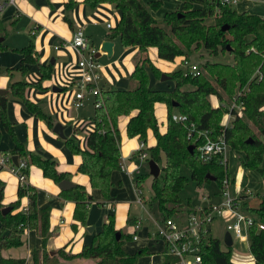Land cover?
Listing matches in <instances>:
<instances>
[{
  "label": "trees",
  "instance_id": "1",
  "mask_svg": "<svg viewBox=\"0 0 264 264\" xmlns=\"http://www.w3.org/2000/svg\"><path fill=\"white\" fill-rule=\"evenodd\" d=\"M162 2V0L148 3L144 0H84V3L93 8L110 4L118 9L120 19L115 27L110 28L108 38L118 39L123 47H137L141 57L138 58L131 73V78L137 82L135 88L121 90L113 85H102L104 105L97 107L94 102L95 114L92 117L94 129L86 138V148L80 147L72 138L66 139V144L73 154L82 158L78 172L88 175L91 186L108 200L112 197L113 173L120 169L123 160L118 128L119 117L130 116L127 134L131 138L138 137L140 141L147 142L148 131L152 130L156 144L148 147L150 159L155 160L164 172L163 177L160 174L159 177L152 178V201L158 205L162 217L166 219L185 210L188 212L192 210L191 201L185 203L181 196V191L189 180L202 186L212 181L207 176L210 174L217 177L216 181L221 187L224 179H230L227 163L223 161L224 155L207 162L199 157L197 147L193 153L190 152V145L198 146L206 141V136L201 134L202 132L207 131L211 139L224 135L230 148L244 152L246 168L258 167L263 159L264 16L221 5L218 0H179L180 9L167 12L161 22L153 12L161 7ZM75 3V0H67L65 7L72 10ZM64 18L70 27H73L70 17L66 15ZM224 26L228 28L223 30ZM2 42L0 46H4ZM151 47L157 48L159 58L170 62L181 58L182 64V61L189 60L195 51L204 48L214 56L230 52L233 63L207 62L203 65L207 73H202L201 70L200 75H193L181 68L174 70L169 73L175 81L174 89L157 90L150 85V71L157 78H161L162 73L147 55ZM20 52L23 56L21 61L23 73L29 64L39 62L42 79L38 82L15 81L6 94L0 95V119L15 142L14 148L5 152L26 161L27 175L30 173V167L36 165L42 169L45 177L59 184L63 180L71 179L72 173L60 171L58 160L28 150L26 144L17 137L8 115L9 94H12L21 99L29 111L46 121L51 128L56 122L38 103L26 96L29 87L44 89L42 83L52 78L54 65L40 63V56L33 40L20 49ZM260 74L262 78L259 80ZM187 84L193 85V88H183ZM217 86L228 91V94L236 91L235 88L248 87L245 93L237 95L246 115L242 118L237 114L233 125H222L220 110L211 106L209 98L211 95H216L222 100ZM157 102H164L168 107L165 132L161 131L155 113ZM174 107L180 114L186 116L184 121L173 119ZM249 139L252 142H248ZM184 166L190 170V178L182 173ZM261 170L264 172V168ZM148 177H151L149 172L136 177V184L140 189ZM2 195L1 191V198ZM24 197L29 199L27 210L20 209ZM38 197L37 187L28 182L26 184L19 182L18 199L8 205L12 210L4 214L2 210L5 206L0 202V264H27L26 258H7L2 254L5 249L21 246L22 235L27 230H37L42 238V246L32 251L34 264H59V257L93 258L95 264H137L139 257L147 253L146 248L135 254L124 250L125 240L133 239V236L125 233L120 240L117 239L115 214L110 212L102 230L94 235L91 244L83 246L81 252L69 254L63 248L58 251V255H51L47 251L48 237L51 233V206L40 208ZM60 197L75 202L74 227L76 228L78 224L86 225L92 201L86 187L76 184L69 190H62ZM246 197V195L239 197L241 204L246 203ZM255 212L264 222V198L262 205ZM134 220L129 218L128 222L132 223ZM56 232L58 229L52 231ZM249 233L253 264H264V230H258L253 226ZM202 255L205 264H235L231 260V249H223L221 240L216 237H211L203 246ZM171 261L172 258L166 256L163 264H170Z\"/></svg>",
  "mask_w": 264,
  "mask_h": 264
},
{
  "label": "rangeland",
  "instance_id": "2",
  "mask_svg": "<svg viewBox=\"0 0 264 264\" xmlns=\"http://www.w3.org/2000/svg\"><path fill=\"white\" fill-rule=\"evenodd\" d=\"M65 0H17L15 4L8 3L7 0H0V38L4 37L3 40L4 46H0V78L4 79L5 77H12L17 80H26L30 82H38L42 79V73L40 69L39 62L29 64L25 73H23L21 61L22 55L20 49L26 47L30 42L33 40L35 46L38 45L45 46L46 50L50 51L51 57L54 56L56 50H54V46L58 45L60 39L55 36L50 39V46H46L48 41L46 37L44 38L43 33L45 27L60 34L58 32V27L60 30H64L65 32H70L71 27L70 24L65 20L64 16L70 17V19L74 23V11L78 12L80 17L84 15L86 21H92L95 18L93 16L94 13L99 11L101 8L96 7L93 8L89 5H85L82 10L81 3L78 0H75L76 3L72 10H69L65 7L64 4ZM146 3L153 1V0H144ZM162 5L159 9L153 12L154 16L161 20L164 18L167 12L176 11L180 9L181 3L179 0H162ZM249 3L248 5H241L237 6L239 11L247 10L251 13L259 14L264 16V0H261L258 4L252 3L255 0H247ZM84 3V0H83ZM104 5V4H103ZM106 10L108 11L106 18H102L103 21L99 26H92L88 25V30L85 31L90 32L92 31L96 36L105 35L107 32H110V29L107 28V23L110 22L113 27H115L120 19V12L116 9L113 5L105 6ZM246 7V8H245ZM84 13H83V12ZM212 20H209V22ZM163 24V23H162ZM41 26V29L39 27ZM56 30V31H55ZM86 30V29H85ZM61 35V34H60ZM63 36V35H61ZM64 37V36H63ZM97 37H93L94 41ZM96 46H99L97 41ZM38 46V47H39ZM52 46V48H51ZM132 47H123L120 41L117 39L116 43V53L113 57H108V55H102L101 62L104 65V70L107 71L108 76L113 80V84L108 83V86L113 85L117 89L125 90V89H133L132 86L136 84L132 81L129 70V64L134 62L139 54V49H131ZM157 49L155 47H151L148 50V54L152 62L157 66L160 67V72L169 73L177 70L183 69L187 71L189 64H198L202 73H207L205 69H203V65L207 62L213 61H222L224 63H233V56L230 52L221 53L218 56L210 55L208 51L204 48H200L199 50L195 51L191 57L189 58L190 63L184 64L181 58H177L174 62L160 60L157 57L156 53ZM122 55V56H121ZM141 57V55L139 56ZM78 58V57H77ZM50 59L47 61H43L42 56L40 58V63L47 64L50 62ZM167 66L171 67L172 70L170 72L166 71ZM106 67V68H105ZM13 72V75L10 74ZM61 70L58 71V73ZM54 73V72H53ZM57 73V74H58ZM104 73V72H103ZM56 73L53 74L55 76ZM16 76H18V79ZM57 77V75H56ZM104 77V76H103ZM51 80L49 79V84L51 85ZM46 81V80H45ZM214 81V80H213ZM44 82V81H43ZM106 82L102 79L100 81L101 86ZM53 84V83H52ZM55 84V83H54ZM216 84V82H215ZM107 85V84H106ZM150 85L152 88L157 90H173L175 87V81L170 79L163 80L161 78H157L151 71H150ZM36 87V86H34ZM218 87V90L222 96V100L218 98L216 95H211L210 103L211 106L217 107L220 110V123L224 126L233 125V121L235 120L237 114L244 118L245 113L243 112L244 109L241 108L242 103L238 101L237 95H241L248 90V87L245 86L243 89L235 88L232 94H228V91L223 89L222 87ZM64 90L57 95L59 96L57 99H50V96L43 95L42 97L37 96L36 94L40 93L37 90L44 91L46 89H35L30 88L27 92V95L31 97L34 96V101L38 103L48 114L53 117V120L56 123H61L66 126L64 131L65 137H58L55 138L59 143H62L63 147H65L68 151L71 150L67 147L66 139L72 138L75 142L82 148L86 145V138L88 134L93 130V121L92 117L95 114V106H94V94L89 93L84 101V106L80 109H75L72 104L70 103V98L74 94L76 87H61ZM183 88H193V85L187 84ZM37 96V97H35ZM11 97V96H10ZM9 97V98H10ZM12 98V97H11ZM10 98V99H11ZM38 98V99H37ZM57 103L58 111L54 110V113H51V105L54 106V103ZM237 111L234 113V111ZM155 113L157 119L159 121L160 129H165L167 126V119H168V107L167 104L164 102H157L155 105ZM173 114H180L176 107L173 108ZM127 118L128 115H122L119 117L118 120V128L121 137V145L120 149L121 152L130 151L134 148L138 143H140L139 139H134L128 136L127 134ZM10 121L12 122L11 118ZM44 121V120H43ZM13 123V122H12ZM14 125V124H13ZM23 125V126H22ZM54 125V126H55ZM45 127L51 128L45 121L44 125L40 123L39 120H35V124L32 126L30 123L29 128L32 129H46ZM15 129V126H14ZM17 129H26L25 124H20L19 128ZM17 137L19 138L18 134L16 133ZM153 132L150 130L147 136V143L150 145L151 140H153ZM1 140V139H0ZM2 143L6 144V146H10L15 144L13 138L9 133L5 134ZM59 143L48 141L45 143H40L39 151L45 153H49L46 155L48 158H53L56 160H60L59 153L57 152L59 147ZM151 146V145H150ZM227 169L230 175V184L228 187L229 192L233 198H237L241 195H246V203L243 204L244 206L241 210L246 214L255 217L258 221L261 220L260 216L255 212L260 206L262 205L263 198H264V172H262V168H264V155L261 163L258 167L255 168H246L244 165L245 154L242 151L234 150L229 147L226 155H225ZM138 160V164L141 165L144 173H148L149 164L146 160H141L140 158L136 157ZM59 162V161H58ZM1 171H8L10 175H14L17 179L14 182H19V177L15 175L9 167L3 168ZM182 173L190 178V170L187 167H182ZM30 174V173H29ZM161 177H163L164 172L161 170ZM29 176V175H28ZM123 179L122 185H114L115 189H118L114 194L112 192V197L116 199L115 206V218L117 226L122 225L123 228L127 227V233L132 236L135 234V227L127 223L128 218H140L144 220V224L147 227H150V216L148 213L152 214L155 218L162 220V214L159 211L158 205L152 201L153 190H152V176L148 177L143 182L142 192L144 203L143 205L137 202V194L134 191L130 182H127L124 178V175L121 172H116L114 175V180L117 184L119 179ZM6 184L4 185L3 190V200H6L9 196L13 193L11 189H13V182H8L4 180ZM39 190V203H43V193L44 198L51 199L53 195L50 194V197H46L48 190L45 188H38ZM113 190V189H112ZM46 193V194H45ZM92 193L94 198H98L105 200L101 193L96 190ZM181 196L185 203L189 200L191 201L192 210L194 208L199 207H206L209 204L220 205L223 202L222 198V188L219 186L218 182L209 181L206 184L200 186L197 182L193 180H189L185 188L181 191ZM25 198V197H24ZM95 199V200H96ZM22 203V201H21ZM28 205V204H27ZM50 206V205H47ZM191 210V211H192ZM108 209L103 207L100 203L95 202L89 208V215H90V222L91 228L100 229L103 223L104 214ZM186 212L183 211L175 216V219L178 223H182V221L186 218ZM112 213V212H111ZM134 222V221H133ZM132 222V223H133ZM234 222V215L230 212L225 213L222 216H219L217 219L214 220L212 223V236L219 238L222 242L223 249H231V260L235 264H253L254 257L250 250V233H245L248 236L247 242L237 241L235 240L234 244L231 246H226L224 244V235L226 232V226L230 223ZM68 225V223H66ZM122 228V229H123ZM120 229V228H119ZM119 229H117L119 231ZM141 237H145L146 232H138ZM90 231H87L85 238L89 239L91 237V242L93 241L94 235H92ZM23 236V235H22ZM52 236V231L49 234L48 239ZM36 238V237H35ZM140 241H134L132 238L126 239L124 242V250L130 254H135L142 248V243L147 242L148 251L146 254L139 257L137 264H159L162 262L163 255H164V244L162 242H158L157 240L153 239L152 242L143 239ZM148 238V236H147ZM38 241H29V246L31 248L32 245H36ZM24 249L27 250L26 246ZM156 254L155 257L152 256Z\"/></svg>",
  "mask_w": 264,
  "mask_h": 264
},
{
  "label": "crops",
  "instance_id": "3",
  "mask_svg": "<svg viewBox=\"0 0 264 264\" xmlns=\"http://www.w3.org/2000/svg\"><path fill=\"white\" fill-rule=\"evenodd\" d=\"M66 1L67 0L64 1V4ZM78 1H80L81 7L83 10V8L85 7L86 4L83 3V0H78ZM260 1L261 0H255L252 3L258 4ZM261 2H264V1H261ZM248 3L249 2L247 0H243L239 6H241V5L247 6ZM105 6H111V5L110 4H104V5L98 6L101 9L93 14V16L95 17L93 19V22L90 20L86 21V19H85L86 17L84 15H82L80 17V15H78V12H76V10H75L74 11V20L75 21H74L73 27H71V31L69 33L65 32L64 30H60V27H58L56 24L55 26L57 27L58 32H60V34L63 35L64 37L61 36L60 34L56 33L57 32L56 30H55L56 32H54V31L45 27V30H47V31H45L43 33V36H44V38L46 37V39L48 41V44H46V46L47 47H48V45L50 46V39H52V37L55 38V36H57L60 39V42L58 45L54 46V50H56V51L54 53V56H52V57H51L50 51L46 50L43 43H42V46H39L37 43L36 49L39 53L40 58L42 56L43 61H47V59H49V58H51L50 59V61H51L53 58H55L54 73H56L57 77L55 75V76H52V78H50V79H52L51 85L49 84V80H46L42 83L44 89H46L44 91L37 90V89H39L38 87H34V86L29 87L26 91V96L29 99H31L33 102H35L33 95L31 97H29L27 95V92L29 91L30 88H35L38 92H40V93L36 94L37 96L39 95V97H42L43 95H48V97L50 96V99H54V100L59 97L57 94L62 92L64 89L61 87H65V86H63V83L60 82V80L58 79L57 73L61 69H65V71H66V69L68 67L74 68V66L76 65V61H77V55H76L75 51L73 50V48L71 46L65 47V46H63V43L71 41L73 38L74 31L78 28H83L84 30L86 29L85 31H87L89 24L92 26H99L103 21L102 18H106V15L108 13V11L105 9L106 8ZM39 29H41V26L39 27ZM109 33L110 32H107L105 35L100 34L99 36H96L92 31H90V32H88L87 35L90 37L93 44L96 45L95 41H97L99 43V46H102V43L104 41L110 40L108 38ZM93 37H97L95 41H94ZM111 41L114 42V46H113V56H114L116 53L117 39L111 40ZM56 47H58V48H56ZM129 47H132L135 50L138 49L137 47H134V46H129ZM51 48H52V46H51ZM126 48H128V47H126ZM100 52H101V56L99 57L100 59H101L102 55H107V52H104V51H100ZM156 53H157L158 59L163 60V59L159 58L158 50L156 51ZM140 54L141 53L139 52L136 60H134V62L129 64L128 73H130V75L135 68V64H136ZM48 63H50V62H48ZM167 67L168 68H166V71L170 72L172 70V68L169 66H167ZM103 72H104L103 80L106 82L105 85L106 84L108 85L109 81H110V84H113V80L108 76L107 71L104 70ZM10 75L12 76L13 72ZM13 77L14 76L5 77L4 79L0 78V88L6 89L8 92L10 90L11 84L13 82L20 81V80L14 79ZM16 77L18 78V76H16ZM18 79H21V78H18ZM132 81L136 84L135 86H132V88H135L137 86V82L134 79H132ZM54 86L61 88V90L60 91H54L53 90ZM37 96H35V97H37ZM9 97L11 98V99L9 98V102H8L9 118H11V120L15 126V131L19 136V140L26 144L28 150L40 152L39 151V147L41 145L40 143H45L48 141L59 143L57 141V139H55V138H57V136L58 137H61V136H59L57 133H55L53 129H49V127L47 128L45 126H44V128H46V129L36 130V129L29 128L30 123H32V126H33L35 124L36 119L39 120L42 125H44L45 121L37 118L31 111H29V109L26 107V105L24 104V102L21 99L13 96L12 94H9ZM73 100H74V94L70 98V103L72 104V106L75 109H80L84 106L83 105L80 108H76L73 105ZM54 110H56V112L58 111L56 102L54 103L53 107L51 105V111L50 112L54 113ZM134 113H136V112H134ZM129 118H130V116H128L127 121H129ZM20 124H25L26 129H17V128H19ZM92 125H93L92 129H94V123H92ZM65 129H66V126H65ZM65 129H64V131H65ZM166 130H167V126L165 129H161L162 132H165ZM149 131H148V133H149ZM6 133H9V132L5 129V127L3 126L1 119H0V139H1L0 140V153H4L5 151L11 150L15 146V144L13 145V143L10 146H6V144L2 143V140L4 139ZM153 136H154V133H153ZM134 139L136 140L139 138L134 137ZM155 144H156V138L154 136L153 140H151V142H150L151 146L148 145V143H147V147H152ZM139 145H140V143H138L130 151L122 152L123 160L125 161L126 166L132 172V174H127L126 172H124L121 169L115 171L113 173V176H112V180L114 182V185H118V186L122 185L123 179L118 178L119 180H118L117 184L114 180L115 173L121 172L124 175V178L126 179V181L130 182L134 191L136 192V187H135L136 186V184H135L136 177L144 172L141 165L138 164V162H137L138 160H134V159H136V157H134V153L139 148ZM59 147L60 148H56V149H58L57 152L59 153V157H60V160H58L59 161L58 169L62 172L72 173L71 180L76 184H81V185H84L86 187V189H87V191L90 194L91 199H92V201L90 203V207L95 202L98 201V203H100V204H101V202H103V204H101V205L108 209L106 214H104L103 223H102V226L100 227V229H95L94 227L91 228L92 223L90 222V215H89L88 222L86 225L78 224L77 227L75 228L74 227V224L76 223V220L74 219L75 202L61 198L60 197V192L62 191L61 187L59 186L58 183H56L51 178L45 177L41 168H39L36 165H32L30 167V174L27 178V182L34 185L37 188L41 187V188H45L46 190H48V192L46 191V193H47L46 197H50V194L53 195L51 197V199H47V198H44V193H43L44 202L39 203L40 208H43L47 205L51 206V216H50L51 228L50 229H51V231L58 229V232L52 233V236L48 239L47 251L51 255H58V251L60 249L65 248V251L67 253L77 254V253L81 252L84 245H86V244L89 245V243L91 242V240H90L91 237L89 239L85 238L87 231H90L92 233V235H95L96 233L101 231L103 224L107 218L108 213L115 212L116 202H114V200L116 198L111 197L110 199L103 200V201H102V199H100L99 195H98L97 199H96V197L94 198L92 193L95 192V195H96L97 189H95L91 186L90 177L86 174H82V173L78 172V167H79L81 160H82L81 156L77 155V154L70 153V151H68L65 147H63L62 143H59ZM83 147L86 148V145ZM40 153L44 154L42 151ZM48 154H49L48 152L45 153V156ZM148 164H149V160H148ZM148 171L150 173V167H149ZM4 180H6L7 183L13 182V189H11V192L13 194L11 196H9L6 200H3V197L1 198V196H0V202L4 206H8V205H10L11 202L18 199L19 182L18 183L14 182V180L17 181L16 177L14 175H10V173L8 171H1L0 172V195H1V191L3 192V190H4V185L6 184V182ZM142 187H143V185H142ZM142 187H141V189L139 187L138 188L142 191ZM112 189H113L112 190L113 193L114 192L116 193V191L118 190V189H115V187H113ZM136 194H137V192H136ZM141 195L143 197V192H141ZM246 199H247V197L245 198V201H246ZM28 202H29L28 197L23 198L20 209H23L24 207H26ZM137 202H138V196H137ZM139 204H141V203H139ZM141 205H143V204H141ZM242 207H244V206H242ZM148 215L150 216V224H151L150 227L145 226L143 219L132 218V219H135L133 223H129L128 222L129 218L127 219V223L130 225H133L137 221L141 222V228L137 231V233L138 232L139 233L140 232H146V235L144 238L138 234L139 240H134V241H140V240H142V238L146 239L147 241H150V242L153 241V239L149 237V234L156 227L155 223L159 222L161 220L155 218L150 213H148ZM66 223H68V225H66ZM116 228L117 229L120 228L119 230H122L123 227H122V225L117 226V224H116ZM125 228L128 231V228L127 227H125ZM135 232H136V229H135ZM147 236H148V238H147ZM22 239H23V244L21 246L5 249V250H3L2 254L7 258H11V257L12 258H26L27 264H34L33 259H32V251L34 249H38L42 246V238H41V236L37 230H27L23 234ZM33 240L35 242L38 241V243L35 246L32 245L30 248L29 241L32 242ZM158 242H162V241H158ZM148 244L149 243H147V242L142 243V247H145L147 249V251H148V248H147ZM25 246H26L27 250L24 249ZM155 255L156 254H153L152 256L155 257ZM164 261H165V254L163 255L162 262L159 264H163ZM95 262L96 261L93 258L78 257V258L67 259L64 257H59V264H95Z\"/></svg>",
  "mask_w": 264,
  "mask_h": 264
},
{
  "label": "built area",
  "instance_id": "4",
  "mask_svg": "<svg viewBox=\"0 0 264 264\" xmlns=\"http://www.w3.org/2000/svg\"><path fill=\"white\" fill-rule=\"evenodd\" d=\"M16 1L7 0L8 3L12 4H15ZM218 1L221 5L237 8L243 0ZM0 8H2V5ZM107 27L112 28L113 26L108 22ZM63 46H71L78 57L74 68L68 67L66 71L65 69H61V72L58 73V79L63 83V86L76 87L73 105L76 108L82 107L87 94L93 93L95 105L97 107L103 106L104 97L102 95L100 81L104 76V65L98 57L101 46L93 44L83 28L76 29L73 33L72 40L64 42ZM189 63V60H184V64ZM186 70L193 75L201 74V69L198 64H189ZM261 78L262 75L260 74L259 80ZM241 108L244 109V106L242 105ZM173 119L175 121H184L186 116L173 114ZM192 126L195 127L194 124ZM201 134L206 136V141L196 147L199 157L203 161H212L220 155H226L230 146L224 135L219 136L217 139H211L207 135V131ZM134 157L147 161L150 159L145 141L140 142L139 148L134 153ZM223 161L226 163L225 158ZM5 167H9L19 177V182L22 184L27 183L28 175L26 170L28 169V165L25 160L18 159V163L16 164L11 154L0 153V172ZM120 169L127 174H132L124 160H122ZM229 184L230 179H224L223 185L221 186L223 202L220 205L209 204L206 207L194 208V210L186 212V218L182 223H178L175 216L166 219L163 218L161 221L155 223L156 227L150 232L149 237L164 243L165 258L166 256L172 258L170 264H205L202 249L209 242L210 238L213 237L211 229L212 223L219 216L227 212L234 215V222L226 226V231H229L232 235L233 244L236 239L237 241L247 242L248 236L245 233H249L250 228L253 226H256L258 230H264V222L262 220L258 221L255 217L241 210L243 207L239 200L240 196L237 198L231 196L228 190ZM135 187L138 202L143 204L144 198L141 195L142 191L138 188L137 184ZM23 210H27V206ZM133 226L136 229L133 240H139L137 231L141 228V222L137 221Z\"/></svg>",
  "mask_w": 264,
  "mask_h": 264
},
{
  "label": "water",
  "instance_id": "5",
  "mask_svg": "<svg viewBox=\"0 0 264 264\" xmlns=\"http://www.w3.org/2000/svg\"><path fill=\"white\" fill-rule=\"evenodd\" d=\"M227 28H228V26H224L223 30H226ZM3 40H4V37H1L0 38V42H2ZM113 46H114V42L113 41L106 40V41H104L102 43L101 51L107 52L108 57L111 58L113 56ZM100 56H101V52L98 53V57H100ZM50 64L55 65V58H53L50 61ZM161 77H162L163 80L171 78V76L166 74V73H163ZM53 90L54 91H60L61 88H59L57 86H54ZM6 93H7L6 89L0 88V95H4ZM64 129H65V126L63 124L56 123V125L54 126L53 130L59 136L65 137ZM248 142H252V140L249 139ZM195 148H196V146L194 144L190 145L189 146L190 152L193 153L195 151ZM18 159H19L18 156H13V160H14V162L16 164L18 163ZM149 167H150V174L153 177H159L160 176L161 167L155 160H153V159L149 160ZM207 176L213 181L217 180L216 176H213V175H210V174H208ZM75 185H76V183H74L71 179H66V180H63L62 182L59 183V186L61 187L62 190H69V189L73 188ZM11 210H12L11 206H5L2 211L5 214L7 212H10ZM125 233H127V229L126 228H123L122 230L117 231V233H116L117 239L120 240L121 236L123 234H125ZM224 242H225V244L227 246H231L233 244V238H232V235H231V233L229 231L225 232Z\"/></svg>",
  "mask_w": 264,
  "mask_h": 264
}]
</instances>
